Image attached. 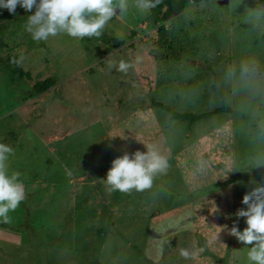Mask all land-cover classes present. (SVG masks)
Listing matches in <instances>:
<instances>
[{
	"label": "rangeland",
	"instance_id": "1",
	"mask_svg": "<svg viewBox=\"0 0 264 264\" xmlns=\"http://www.w3.org/2000/svg\"><path fill=\"white\" fill-rule=\"evenodd\" d=\"M257 3L186 0L158 22L130 7L99 38L39 43L24 28L33 13L0 8V142L14 149L9 171L26 191L0 220V264H247L244 244L213 237L216 226H247L235 213L252 182L264 183V167L251 164L264 154V95L226 80L248 57L264 72V32L245 22ZM137 57L126 74L110 67ZM218 91L227 112L189 123L166 110H212ZM147 143L161 147L168 173L151 190L109 192L111 162ZM180 248L204 251L185 260Z\"/></svg>",
	"mask_w": 264,
	"mask_h": 264
},
{
	"label": "clouds",
	"instance_id": "2",
	"mask_svg": "<svg viewBox=\"0 0 264 264\" xmlns=\"http://www.w3.org/2000/svg\"><path fill=\"white\" fill-rule=\"evenodd\" d=\"M242 2L236 0V7ZM159 3L160 0H0V8L7 9L13 15L17 6L33 13L27 16L24 28L39 43L61 34L74 39L99 38L109 21L114 17L122 18L130 7H135L141 13H149ZM245 22L253 30L264 32V4L245 7ZM25 58L21 54L19 59L13 58L12 62L22 65ZM140 60V57L134 62L120 60L110 67L126 74ZM226 80L233 85L234 91L252 98L264 95V72L259 71L258 62L252 57L241 60L235 66L229 65ZM260 129L264 137V124ZM144 147L146 151L124 152L111 162L106 178L102 179L109 192L130 194L133 191L151 190L156 179L168 173L169 159L161 147L155 143L144 144ZM14 154L10 145L0 142V220L4 222L10 221L9 213L14 212L26 199L21 173L9 171L8 160ZM251 164L256 168L264 167V154L256 156ZM197 171L201 174L206 172L203 159L197 162ZM242 204L246 208L238 209L235 216L245 218L247 226L241 231L235 223L230 229L227 225H215L220 231L213 239L219 242L220 233L227 231L245 245L247 264H264V183L253 181L250 190L243 196ZM203 251L204 248H180L179 254L185 260H195Z\"/></svg>",
	"mask_w": 264,
	"mask_h": 264
},
{
	"label": "trees",
	"instance_id": "3",
	"mask_svg": "<svg viewBox=\"0 0 264 264\" xmlns=\"http://www.w3.org/2000/svg\"><path fill=\"white\" fill-rule=\"evenodd\" d=\"M193 1H198V0H193ZM185 3H186V0H160V3L149 12L148 17L153 22L164 20L170 16L178 14L184 7ZM162 29H163V26L159 25L158 30L161 31ZM121 43H122V40L120 39L117 42H114L113 44H111L110 47L118 46ZM36 89L39 90L40 87H36ZM218 95L220 98L219 106L213 108L212 110L200 112L197 114L178 113V112L170 111L169 109H166L165 107L164 108L168 110V112H170V118L176 119L179 121H186V122L192 123L197 120L209 118L214 114L228 111V105L225 101L224 95L220 91H218ZM0 224H3V222H0Z\"/></svg>",
	"mask_w": 264,
	"mask_h": 264
},
{
	"label": "water",
	"instance_id": "4",
	"mask_svg": "<svg viewBox=\"0 0 264 264\" xmlns=\"http://www.w3.org/2000/svg\"><path fill=\"white\" fill-rule=\"evenodd\" d=\"M227 0H219V3H225Z\"/></svg>",
	"mask_w": 264,
	"mask_h": 264
}]
</instances>
